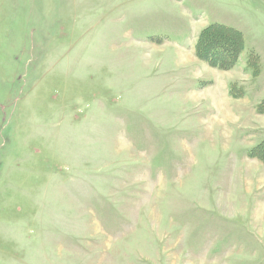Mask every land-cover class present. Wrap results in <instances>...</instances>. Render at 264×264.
Wrapping results in <instances>:
<instances>
[{"label":"rangeland","instance_id":"rangeland-1","mask_svg":"<svg viewBox=\"0 0 264 264\" xmlns=\"http://www.w3.org/2000/svg\"><path fill=\"white\" fill-rule=\"evenodd\" d=\"M262 142L264 0H0V264H264Z\"/></svg>","mask_w":264,"mask_h":264},{"label":"trees","instance_id":"trees-1","mask_svg":"<svg viewBox=\"0 0 264 264\" xmlns=\"http://www.w3.org/2000/svg\"><path fill=\"white\" fill-rule=\"evenodd\" d=\"M216 31V32H215ZM205 33L204 39H202V49H206V51L211 50V47L219 46H231L234 45L233 50H237L235 39L239 41L240 46L243 44V37L241 33L225 27L221 25H211L205 29L203 32ZM216 36V37H215ZM215 37V38H213ZM202 38V37H201ZM239 46V47H240ZM236 47V49H235ZM210 48V49H209ZM217 49V47H216ZM214 52V50L211 51V54ZM213 59L214 57L211 56ZM258 148L264 149V142H262L260 145L257 146ZM261 160L264 161V153L262 155L258 156Z\"/></svg>","mask_w":264,"mask_h":264}]
</instances>
